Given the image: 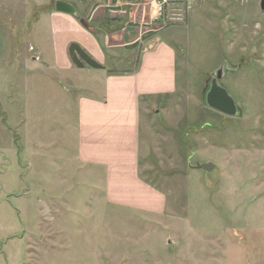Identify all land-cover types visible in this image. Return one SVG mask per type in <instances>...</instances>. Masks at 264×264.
<instances>
[{
    "label": "rangeland",
    "instance_id": "rangeland-1",
    "mask_svg": "<svg viewBox=\"0 0 264 264\" xmlns=\"http://www.w3.org/2000/svg\"><path fill=\"white\" fill-rule=\"evenodd\" d=\"M56 1L81 17L95 3L0 0V264H264V65L246 64L261 0L163 7L177 87L142 110L139 153L140 175L165 196L159 213L106 201L76 160L77 93L30 59L39 46L50 56L44 12ZM224 62L235 116L203 100Z\"/></svg>",
    "mask_w": 264,
    "mask_h": 264
},
{
    "label": "crops",
    "instance_id": "crops-1",
    "mask_svg": "<svg viewBox=\"0 0 264 264\" xmlns=\"http://www.w3.org/2000/svg\"><path fill=\"white\" fill-rule=\"evenodd\" d=\"M92 1L82 7L85 18L56 9L44 12L52 26L46 38L50 56L39 46L37 59H30L56 70L77 93L76 160L99 178L104 199L159 213L165 196L140 175V120L142 110L147 118L151 108L158 112L159 103L151 106V102L177 87L176 51L167 41L171 32L164 33L170 28L163 22L167 10L143 0ZM142 23L151 25L153 33L145 34ZM240 25L234 26L235 32ZM238 37L229 43L239 42ZM246 41L248 67L252 62L264 65V19L254 22ZM71 42L102 67L75 66L68 55ZM242 57L239 54L236 61Z\"/></svg>",
    "mask_w": 264,
    "mask_h": 264
},
{
    "label": "water",
    "instance_id": "water-1",
    "mask_svg": "<svg viewBox=\"0 0 264 264\" xmlns=\"http://www.w3.org/2000/svg\"><path fill=\"white\" fill-rule=\"evenodd\" d=\"M261 7L264 8V0H262L261 2ZM55 8L58 11L76 15V11L72 4L66 1H56ZM227 65L228 64H226V62L221 63L219 67L209 76L205 85L206 87L204 89L203 100L204 104L208 107L217 110L223 114L235 116L240 114V110L233 98L227 92L226 88L221 83V79L224 76L226 70L225 66L227 67ZM230 66L231 69L228 70H233L237 67L236 66L232 68V64H230ZM195 167L210 171L214 167V163L210 161L201 163L197 162L195 164Z\"/></svg>",
    "mask_w": 264,
    "mask_h": 264
},
{
    "label": "trees",
    "instance_id": "trees-1",
    "mask_svg": "<svg viewBox=\"0 0 264 264\" xmlns=\"http://www.w3.org/2000/svg\"><path fill=\"white\" fill-rule=\"evenodd\" d=\"M68 55L71 62L77 67H92L101 68L102 65L99 64L94 58H92L84 48H82L78 43L71 42L68 45Z\"/></svg>",
    "mask_w": 264,
    "mask_h": 264
},
{
    "label": "built area",
    "instance_id": "built-area-1",
    "mask_svg": "<svg viewBox=\"0 0 264 264\" xmlns=\"http://www.w3.org/2000/svg\"><path fill=\"white\" fill-rule=\"evenodd\" d=\"M143 2L149 4L151 7L157 6L162 9L165 5L170 3L188 4L190 0H143Z\"/></svg>",
    "mask_w": 264,
    "mask_h": 264
}]
</instances>
